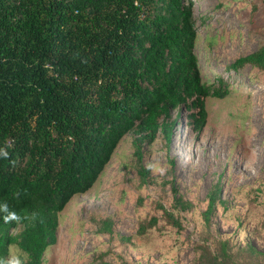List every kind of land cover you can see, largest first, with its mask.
Here are the masks:
<instances>
[{
	"label": "trees",
	"instance_id": "1",
	"mask_svg": "<svg viewBox=\"0 0 264 264\" xmlns=\"http://www.w3.org/2000/svg\"><path fill=\"white\" fill-rule=\"evenodd\" d=\"M197 40L192 0H0V149L9 154L0 156V264L13 246L23 264L44 263L60 213L94 187L128 134L137 136L146 184L144 147L160 134L170 142L179 113L191 112L196 133L205 129L206 100L229 90L222 78L219 87L204 81ZM246 65L264 71V46L229 69ZM173 190L174 208L190 210ZM220 190L204 213L208 228ZM159 207L182 228L180 217ZM9 212L19 220L5 223ZM205 241L195 264H244L243 252L252 264L264 259L250 244L236 251L219 240L211 250Z\"/></svg>",
	"mask_w": 264,
	"mask_h": 264
},
{
	"label": "rangeland",
	"instance_id": "2",
	"mask_svg": "<svg viewBox=\"0 0 264 264\" xmlns=\"http://www.w3.org/2000/svg\"><path fill=\"white\" fill-rule=\"evenodd\" d=\"M192 2L204 81L219 87L224 79L229 94L206 100L208 119L201 133L191 126L186 109L170 142L160 134L144 147V167L165 169L163 174L149 169L146 184L139 175L137 136L128 134L94 187L60 213L57 242L43 264H195L206 239L211 250L217 241L231 240L236 251L250 244L264 252V71L251 65L229 69L264 46V0ZM217 187L208 228L204 213ZM173 188L192 203L190 210L174 208ZM160 204L181 218V229L168 222ZM153 218L157 224L140 232ZM11 255L24 257L14 246ZM239 258L244 264L255 260L247 252Z\"/></svg>",
	"mask_w": 264,
	"mask_h": 264
},
{
	"label": "clouds",
	"instance_id": "3",
	"mask_svg": "<svg viewBox=\"0 0 264 264\" xmlns=\"http://www.w3.org/2000/svg\"><path fill=\"white\" fill-rule=\"evenodd\" d=\"M8 152L4 149H0V156H3L4 158H8ZM148 168L150 170H153L155 172H159L160 174H163L165 172V169L163 167H160L158 164L153 165L149 164ZM4 210L7 211V205H4ZM18 221L19 217L14 212H9L8 215L4 217L5 223H10L12 221ZM3 264H23L21 258L18 255H11L9 258L5 261H3Z\"/></svg>",
	"mask_w": 264,
	"mask_h": 264
}]
</instances>
